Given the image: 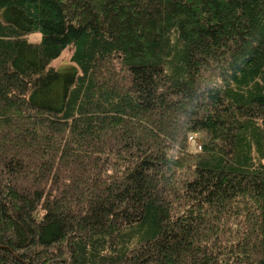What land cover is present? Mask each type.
<instances>
[{
  "label": "trees",
  "instance_id": "16d2710c",
  "mask_svg": "<svg viewBox=\"0 0 264 264\" xmlns=\"http://www.w3.org/2000/svg\"><path fill=\"white\" fill-rule=\"evenodd\" d=\"M0 264H264V0H0Z\"/></svg>",
  "mask_w": 264,
  "mask_h": 264
},
{
  "label": "rangeland",
  "instance_id": "374dc122",
  "mask_svg": "<svg viewBox=\"0 0 264 264\" xmlns=\"http://www.w3.org/2000/svg\"><path fill=\"white\" fill-rule=\"evenodd\" d=\"M28 39L32 40V41H37V40L40 39V34L39 33H33V34L28 36ZM71 54H72V47L69 46V47L65 48L62 51V53L56 59L51 61L50 65L52 67H54L55 69H57V70H63L64 68H66V67H68L70 65H73L70 62ZM188 146H189V150L191 152H195V153L199 152L198 150H194L193 149V147H192V145L190 144L189 141H188Z\"/></svg>",
  "mask_w": 264,
  "mask_h": 264
},
{
  "label": "built area",
  "instance_id": "2783aa9c",
  "mask_svg": "<svg viewBox=\"0 0 264 264\" xmlns=\"http://www.w3.org/2000/svg\"><path fill=\"white\" fill-rule=\"evenodd\" d=\"M189 142L192 145L194 150L200 151L201 145H200V137L198 135L196 136L194 134H190L189 135Z\"/></svg>",
  "mask_w": 264,
  "mask_h": 264
}]
</instances>
